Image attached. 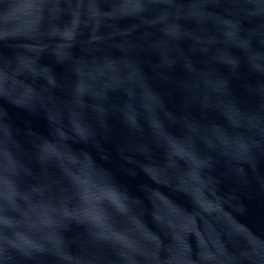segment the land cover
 I'll return each instance as SVG.
<instances>
[{
    "label": "clouds",
    "instance_id": "clouds-1",
    "mask_svg": "<svg viewBox=\"0 0 264 264\" xmlns=\"http://www.w3.org/2000/svg\"><path fill=\"white\" fill-rule=\"evenodd\" d=\"M163 2L139 0L136 13L113 14L123 0H97L98 7L113 14L103 31L118 30L130 40L126 52L116 48L110 59L126 58L135 67L140 86L134 90L109 89L99 105L97 98L88 95L76 103L74 63L81 58L98 60L103 52L86 55L74 43L64 62L50 51L36 58L51 85L28 73L16 77L31 90L30 99L20 101L21 89L0 92V214L15 217V224L2 222L0 264H264V236L238 219L248 211L241 193L264 202V95L255 91L264 89V76L251 75L243 55L231 46L227 45L229 52L241 54L235 57V69L214 60V50L193 52L190 40L185 49L181 36L170 37L161 23L150 20ZM203 2L239 10L225 17L238 23L239 38L264 25V15L248 16L256 7L250 0ZM9 18L3 16L5 21ZM176 23L182 31L184 21L176 18ZM23 28L0 41V67L14 68L17 56L26 53L30 22ZM87 34L84 29L77 40H86ZM217 35L225 38L222 31ZM160 37H170L175 45L172 51L182 54L167 66L153 47ZM45 57L63 67L64 73L58 75L51 64L42 63ZM217 79L224 82L221 93L208 86V81ZM233 80L239 81L246 101L234 93ZM157 83L163 91L155 87ZM146 95L154 102L146 104ZM114 96L120 97L118 102ZM173 97L178 99L175 111L168 107ZM225 103L239 113L238 125L224 113ZM9 108L41 117L47 135L31 126L17 127ZM129 112L134 114L131 120ZM49 113H55V118ZM113 121L119 124V132ZM109 144L114 145L125 175L146 178L147 183L139 187L142 196L133 195L109 167ZM177 145L183 153L175 151ZM224 180L231 183L228 191L221 189ZM173 197H183L190 208ZM161 205L199 218L206 227L186 233L181 240L174 226L158 217ZM225 217L242 231H234ZM209 232L212 247L222 253L219 258L206 251Z\"/></svg>",
    "mask_w": 264,
    "mask_h": 264
},
{
    "label": "water",
    "instance_id": "water-1",
    "mask_svg": "<svg viewBox=\"0 0 264 264\" xmlns=\"http://www.w3.org/2000/svg\"><path fill=\"white\" fill-rule=\"evenodd\" d=\"M256 5L249 13V17L264 15V2L262 0H250ZM141 4L139 0H123V4L115 10V13L121 14L136 13L139 11ZM219 12L218 15L216 13ZM239 10H228L217 5H206L203 0H190L188 3L177 4L175 0H164L163 6L154 10V14L150 16V20L154 23H161L168 34L172 38L181 36L183 47L187 49L189 45L187 41H192L190 45L193 52H209L214 50V60L235 69L237 61L235 57L243 55L251 75L264 76V25H256L248 30L244 38H239V25L232 20L226 19L228 15L235 16ZM112 13L105 12L97 6V0H10L8 4L0 3V41L4 38L20 34L24 31L23 24L30 22L28 34L31 36V42L26 47V53L17 56L15 66L12 69L0 67V92H15L21 89L19 99L24 102L31 98L32 92L25 87L22 82L16 79L17 76L28 73L33 77L45 79L51 85V78L46 69L38 68L36 58L42 52L50 51V54L56 58L58 62H64L70 58V49L75 43L78 48L86 55H95L96 52L102 51L103 55L97 60L92 61L81 58L76 61L73 70L78 77L75 89V102L79 103L81 97L88 95L97 98L98 105L102 103L103 97L109 89L127 88L134 90L140 86V81L135 67L130 64L126 58H121L118 62L110 59V54L114 49L120 48L126 52L130 44L129 38L125 37L118 30L112 34L103 31V27L107 26L106 20L112 18ZM8 15L10 18L5 21L3 16ZM176 18L184 21L182 31H178ZM60 22L58 26L56 21ZM211 21L213 29L209 22ZM124 27H128L125 25ZM88 29L86 40H77V37ZM190 29V30H189ZM155 31H159L156 29ZM222 31L224 39H219L217 33ZM86 34V33H85ZM114 36H118L119 40H112ZM56 39L58 41L49 40ZM170 37H160L153 45L161 55L162 65L167 66L169 61L176 60L181 57V53L172 51L175 45ZM223 45V46H221ZM227 45L238 50L237 52H229ZM11 46V45H9ZM42 63L51 64L58 75L64 73L61 66L53 63L50 57H45ZM224 75L227 71L221 69ZM244 76L251 78L246 69H242ZM182 73L177 72V76ZM208 86L221 93L224 90V82L222 80H210ZM158 90L163 91L160 84H156ZM234 93L244 99L243 90L239 81H232ZM257 94L264 95V89L257 87ZM60 95L61 93H57ZM119 96H114L113 101L118 102ZM145 103H153V98L145 96ZM170 110L175 111L178 107V99L173 97L168 104ZM222 109L229 117L233 125L240 123L241 117L235 112L230 104H223ZM9 115L15 122L16 126L23 129L31 126L41 134L47 135L48 126L41 117L30 116L22 111L9 108ZM51 118H55V113H49ZM133 113L129 112V120L133 118ZM113 127L119 132V124L113 121ZM214 134L222 140L221 134ZM226 143V142H225ZM112 152V161L109 167L117 176L119 181L124 184L133 195L142 196L139 187L141 184L147 183L146 178L140 174L136 177H129L121 171V161L115 151L114 145H106ZM49 151L54 149L49 148ZM177 153H183L182 146L177 145L175 148ZM198 167L199 163L194 162ZM264 169V164L261 165ZM195 179V177H194ZM231 187L229 181H222L221 189L228 191ZM198 196V193H193ZM157 200L161 197L155 196ZM185 207L190 208L187 200L183 197H173ZM241 198L248 207L245 215L238 217L243 223L252 228L257 235L264 236V202L259 199L251 198L246 193H241ZM163 202V201H162ZM157 215L164 224H172L175 229V235L181 240L185 239V234L192 232L195 234L198 229L206 227L204 221L199 218L184 215L183 213L171 208L159 206ZM7 220L9 223L15 224V217L0 214V233L3 232L2 222ZM225 222L229 224L234 231H242L240 227L234 224L230 219L225 217ZM213 234L208 233L206 237V251L214 257L219 258L222 253L212 247V241L209 237ZM178 247V246H177ZM62 251V249H59ZM210 264H215L214 261Z\"/></svg>",
    "mask_w": 264,
    "mask_h": 264
}]
</instances>
